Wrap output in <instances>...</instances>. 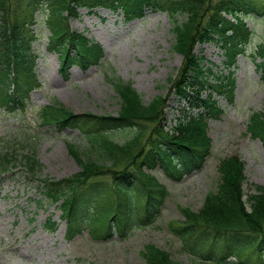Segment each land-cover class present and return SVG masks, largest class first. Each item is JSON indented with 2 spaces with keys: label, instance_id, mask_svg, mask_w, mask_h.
Segmentation results:
<instances>
[{
  "label": "trees",
  "instance_id": "trees-1",
  "mask_svg": "<svg viewBox=\"0 0 264 264\" xmlns=\"http://www.w3.org/2000/svg\"><path fill=\"white\" fill-rule=\"evenodd\" d=\"M232 1L236 5L223 0L212 7V0H110V3L32 0L28 13L19 20L11 14L10 0H0V105L11 114L24 112L29 107L31 94L42 87L36 72L37 55L32 48L35 35L31 29L37 23L40 5L42 8L46 5L42 12L51 32L47 49L58 54L64 76L73 67L87 71L100 66L105 58L100 44L70 29L68 19L77 17L80 8L91 12L99 6L114 11L121 9L128 22L142 19L147 9L160 10L167 12L174 24V50L183 56V65L177 79L171 77L169 82L176 96L189 106V111L182 110L172 129L175 133L166 130L164 99L159 96L146 105L132 85L121 80H111L121 100L117 117L89 113L78 116L58 102L40 110V124L58 130L77 129L87 143L84 151L75 145L69 146L70 154L82 169L80 173L63 180L42 181L44 198L52 204L62 202L60 208L70 240L87 226H92L93 236L110 238L115 232L126 238L136 228L154 223L168 192L143 167L149 170L160 167L178 182L204 167L212 152L207 117L218 118L222 113L218 98L234 103L237 84L231 68L246 53L255 36L246 19L264 17V0ZM211 11L208 18L207 13ZM180 15L187 16L186 21L180 23L177 20ZM206 42H215L222 50V65L227 73L214 72L203 64L204 58L193 53L195 44ZM254 57L264 59V40ZM256 67L264 80V62L256 63ZM194 110L198 112L193 114ZM124 130L135 132L124 145H119L111 137L113 132ZM147 131L150 134L143 142ZM247 133L264 146L263 113L250 115ZM32 141L30 137L25 138L24 143L30 150L21 158L26 171L36 176L41 165L35 158V148H29ZM16 158L17 150L0 153V175L9 170ZM118 166L123 168L117 170ZM132 167L138 171L136 175L131 173ZM217 171V189L206 196L202 209L194 212L182 208L184 221L179 227L172 222L170 227L185 241H196L193 239L201 232L229 235L239 241L227 246L223 253L215 245L208 248L199 242V246L195 245L198 260L192 264H246L233 262L231 258L237 253L246 254L253 248L264 247V188L255 187V193L247 194L243 188L247 181L245 164L238 156L221 159ZM102 176H111L112 185L98 180ZM143 258L147 264H182L154 245L145 247Z\"/></svg>",
  "mask_w": 264,
  "mask_h": 264
},
{
  "label": "rangeland",
  "instance_id": "rangeland-1",
  "mask_svg": "<svg viewBox=\"0 0 264 264\" xmlns=\"http://www.w3.org/2000/svg\"><path fill=\"white\" fill-rule=\"evenodd\" d=\"M104 1L110 3V0ZM222 1L212 0L211 6ZM31 2L10 0L11 14L22 20ZM234 2L230 0L229 4L234 6ZM90 12L88 8L79 10L78 17L68 19V25L71 31L82 33L103 46L106 57L102 64L87 71L74 67L64 76L59 70L57 54L46 49L51 33L44 24L45 17L38 14L37 19L44 21L32 27L37 37L33 49L38 55L37 74L42 87L31 94L29 107L24 112L11 114L0 106V153L17 150L16 162L0 175V264H147L143 258L147 245L170 253L182 264H192L198 260L195 245L199 246V242H204L208 248L215 245L223 253L227 246L239 241L215 232L197 233L193 239L196 241H185L173 233L170 226L176 222L174 226L179 227L184 221L182 208L194 212L202 209L206 196L217 189V169L223 158L238 156L244 162L247 181L243 188L248 195L255 193V187L264 188V146L247 134L250 115L264 114V80L255 66L262 60L255 62L253 58V51L264 40V17L246 19L255 37L235 67L234 103L218 98L222 113L218 118L207 117L212 152L205 166L180 182L169 178L160 167L152 170L143 167V171L165 186L168 192L156 221L136 228L126 238L115 232L110 238L93 236L92 226H87L70 240L60 203L52 204L44 198L42 181L63 180L80 173L82 169L70 154L69 146L75 145L84 151L87 143L73 128L58 130L40 124V110L58 102L78 116L89 113L117 117L121 100L111 80H121L131 84L146 105L159 96L165 100L167 131L175 133L172 129L183 114L182 110L189 111V106L176 96L169 82L171 77L177 79L183 63V57L174 50V24L169 14L147 9L143 19L127 22L122 11L97 7ZM211 13H207L208 18ZM186 19L185 15L177 17L180 23ZM192 51L197 57L204 58L203 64L213 68L214 72L225 70L222 51L215 42L197 43ZM197 112L192 111L193 114ZM134 132H113L111 139L124 145ZM149 134L147 131L143 142ZM27 137L32 138L29 148H35V158L41 165L36 176L26 171L21 158L30 150L24 143ZM122 168L118 166L117 170ZM137 172L131 168V173L136 175ZM99 179L112 185L111 176ZM111 194L115 196L113 191ZM54 223L55 227H52ZM258 241L262 242V238ZM231 260L264 264V247L253 248L246 254L237 253Z\"/></svg>",
  "mask_w": 264,
  "mask_h": 264
}]
</instances>
